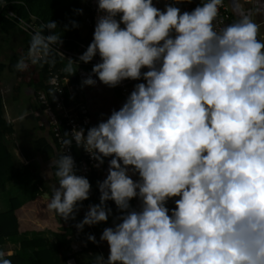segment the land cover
I'll return each mask as SVG.
<instances>
[{"label": "clouds", "instance_id": "obj_1", "mask_svg": "<svg viewBox=\"0 0 264 264\" xmlns=\"http://www.w3.org/2000/svg\"><path fill=\"white\" fill-rule=\"evenodd\" d=\"M180 2L161 9L153 0H97L93 39L77 60L67 58L65 70L73 74L72 63L98 55L91 73L109 87L143 81L106 119L86 131L73 129L64 140L83 147L95 167L111 157L98 181L99 203L89 204L76 224L82 231L107 222L110 200L119 211L100 235L109 254L95 264H264L260 25L238 3V19L221 26L224 0H201L191 11H182ZM57 28L49 20L32 34L17 71L54 63L52 50L63 43ZM92 74L83 85L97 83ZM51 169L57 182L48 208L65 221L75 219L90 181L64 151L51 160L47 176ZM176 197L175 208L167 207ZM88 240L98 243L93 234ZM0 264H11L3 253Z\"/></svg>", "mask_w": 264, "mask_h": 264}, {"label": "crops", "instance_id": "obj_2", "mask_svg": "<svg viewBox=\"0 0 264 264\" xmlns=\"http://www.w3.org/2000/svg\"><path fill=\"white\" fill-rule=\"evenodd\" d=\"M232 15L238 19V14L234 8V4H240L244 10L254 13L253 19L260 25L259 38L264 39V11L257 12V8H264V0H227ZM0 6H3L0 3ZM25 34L17 29L10 34L0 33V44L4 50L11 47L12 52L9 57L0 62L9 65L11 58L15 55V48H18L20 42L24 48L23 38ZM7 43L4 44V41ZM4 45V46H3ZM76 67H74L75 69ZM91 73V70L77 67L76 75L72 79L76 80L73 86V97L81 100L88 106L91 117V126L96 125L100 120L106 119L113 110H118L125 99L115 87H109L97 79L94 86L83 85L82 81ZM23 85L20 82L17 69L10 72L6 69L0 77V95L4 103V117L12 125L13 133L6 140L10 147L16 164L18 166L29 167L28 178H31L29 185L24 186L16 179H6V189H0V213L10 208V199L17 198L20 202L25 203L21 209L19 218L20 235L15 242H6L1 246L3 251H16L20 248V241L23 233L31 231H41L43 235L53 244L62 241V236L67 233L69 237L71 232L62 229L63 218L58 217L56 220H36L31 212V200L33 196L40 195L48 206L50 197L53 193V186L57 182V178L52 174L54 169L49 170L51 160L57 158L58 150L55 138L52 134L50 126L45 123V116L42 113L41 106L37 101V92L31 88V92H22ZM27 86V85H26ZM17 88V89H16ZM111 157L105 158V162L100 167H96L92 172L93 187L89 196V203H99L100 192L98 189V181H103L107 176L108 161ZM58 186V185H57ZM135 207L134 198L130 202ZM109 207L112 208V215L109 216L107 222H100L95 226L98 238L106 227L113 224L115 216L119 215V211L114 201H107ZM100 245L107 257L109 254V246L106 241H100ZM73 250L78 264H88L92 260H96L98 255H90L85 251L82 240H76L69 245V253Z\"/></svg>", "mask_w": 264, "mask_h": 264}, {"label": "trees", "instance_id": "obj_3", "mask_svg": "<svg viewBox=\"0 0 264 264\" xmlns=\"http://www.w3.org/2000/svg\"><path fill=\"white\" fill-rule=\"evenodd\" d=\"M82 0H0L3 6H0V33L10 34L19 29L17 21L11 19L9 12H13L21 19H29L33 23L46 24L49 20L56 21L58 27L56 32L62 33V47L78 51L79 44L89 43L92 38V31L89 26L87 33L82 36L80 34L81 27V13L78 9H82ZM85 12L88 15L90 24V15L87 8V0L85 3ZM72 21L77 22L78 27L72 26ZM65 26H67L65 28ZM63 29V32L62 30ZM31 37L24 36V53L23 56L18 54L13 55L9 65L0 62V77L2 73L8 69L10 72H15L16 63L21 57H27L29 51ZM2 45L0 44V56L2 54ZM50 59L53 62L44 63L41 61L37 64H30L27 71L20 72L21 84L33 88L34 92L44 91L51 103L54 102L55 92L51 86L46 84L49 71H61L67 68L68 64L59 57L52 54ZM72 84L77 83V79L73 80L75 73L71 74L64 71ZM71 74V75H70ZM143 82V81H138ZM17 89V88H16ZM37 94V93H36ZM13 133L12 125L4 117V103L0 95V189H6V179H16L24 186L29 185L31 178H28L29 167L18 166L15 157L7 144L6 138ZM93 174V173H92ZM92 174L89 178L91 190L93 187ZM90 190V193H91ZM89 202V198H88ZM25 203L20 202L17 198L10 199V208L0 213V253L3 257L11 262V264H65L66 259L71 256L69 245L76 240L81 239V234L76 228V220L70 219L65 221L63 219L62 229L71 232L70 236L64 233L62 241L56 244L51 243L41 231H31L23 233V238L20 241V248L16 251H3L1 246L6 242H15L20 235L19 218L21 216V209ZM31 212L36 220H56L60 217L58 214L51 211L42 196L35 195L31 200ZM77 234L79 236L77 237ZM72 255L75 256V253ZM93 255H97L94 253ZM88 264H95L92 260Z\"/></svg>", "mask_w": 264, "mask_h": 264}, {"label": "built area", "instance_id": "obj_4", "mask_svg": "<svg viewBox=\"0 0 264 264\" xmlns=\"http://www.w3.org/2000/svg\"><path fill=\"white\" fill-rule=\"evenodd\" d=\"M153 2L157 7L163 9L165 4L171 3L172 0H153ZM200 2L201 0H181V2L177 6L180 7L182 11H191ZM87 8L90 15L89 26L92 31V40L96 18L98 15L97 0H87ZM9 16L11 17V19L16 20L18 28L24 34L29 35L30 37L35 31L41 30L45 25L33 23L29 19H21L11 11L9 12ZM235 20L236 19L231 13L227 0H224V5L220 8V14L216 22L222 26L223 24L232 23ZM45 34H48L47 29H45ZM89 43L79 44L78 51L67 49L60 45L59 49L54 48L52 50V54L56 57L61 58L69 65V61L67 58L77 60L79 55L86 50ZM99 60L100 58L97 55L91 62L84 63L81 61L79 62L78 66L75 63H72V66L91 70L93 65L99 62ZM64 71V68L58 72H53L52 70H50L46 80V84L48 86H51L53 91L55 92L54 102L51 103L49 101L44 91L37 92V101L41 106L42 113L45 116V123L50 126L52 134L55 138L58 154L64 151L65 154L71 155L75 161L77 174L86 176L89 180L92 172L96 168L94 166L95 161L90 157L89 153L85 151L83 147H78L74 140L70 145H64V140L67 138V133L71 134L73 129L84 128L86 131L89 127H91L92 117L86 103L73 97V86L71 79L67 75H65ZM136 83H138V80L125 79L119 85H117L116 88L120 92L121 96L126 100L127 96L133 90ZM136 178V176H133V179ZM178 198L179 197L170 199L167 202L166 206L170 209L175 208L174 200ZM81 203L82 207L75 217L76 224L83 219L88 205L90 204L88 202V199L82 201ZM134 203L135 207L139 206V201L136 198H134ZM79 233L81 234V240L85 251H87L90 255L96 253L97 255L103 254L105 256L94 225H85L82 231L79 230ZM89 234L95 235L98 243H93L92 241L88 240ZM73 253V250H71V256L66 259L65 264H78L75 256L72 255Z\"/></svg>", "mask_w": 264, "mask_h": 264}, {"label": "rangeland", "instance_id": "obj_5", "mask_svg": "<svg viewBox=\"0 0 264 264\" xmlns=\"http://www.w3.org/2000/svg\"><path fill=\"white\" fill-rule=\"evenodd\" d=\"M85 3H86V0H82L81 2V6H82V9H83V12L81 14V27H80V34L82 36H84L86 33H87V30L89 29V19H88V15L87 13L85 12ZM4 41V40H3ZM4 44L7 45V43L4 41L3 42ZM21 44L22 42H20V45L18 48H15L14 51L16 52L15 54H18L20 56H23V53H24V50H23V47H21ZM4 46V45H3ZM13 49H11V47H6L3 51H2V54H1V60H5L7 59V57L10 56L11 52H12ZM68 67V66H67ZM72 69L74 70V66H72ZM23 91L22 92H28L30 91L31 92V88H29L28 86L26 85H23ZM118 90V89H117Z\"/></svg>", "mask_w": 264, "mask_h": 264}, {"label": "water", "instance_id": "obj_6", "mask_svg": "<svg viewBox=\"0 0 264 264\" xmlns=\"http://www.w3.org/2000/svg\"><path fill=\"white\" fill-rule=\"evenodd\" d=\"M79 236V234H77V237Z\"/></svg>", "mask_w": 264, "mask_h": 264}]
</instances>
